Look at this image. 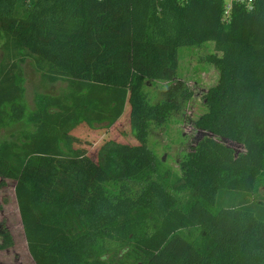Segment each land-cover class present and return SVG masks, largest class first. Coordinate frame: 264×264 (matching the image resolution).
Segmentation results:
<instances>
[{"label": "trees", "instance_id": "16d2710c", "mask_svg": "<svg viewBox=\"0 0 264 264\" xmlns=\"http://www.w3.org/2000/svg\"><path fill=\"white\" fill-rule=\"evenodd\" d=\"M253 5L234 3L226 21L223 0H0V131L31 126L0 142V164L15 177L35 264H264V0ZM103 11L119 46L153 61L214 42L207 62L218 81L195 122L209 135L178 170L148 147L151 125L167 123L176 105L150 102L155 74L132 77V52L107 58L103 34L91 35ZM26 60L68 91L38 94L28 111ZM126 108L138 144L104 141L85 165L74 131L108 129ZM40 160L44 176L26 173ZM0 238V251L13 246L3 223Z\"/></svg>", "mask_w": 264, "mask_h": 264}, {"label": "rangeland", "instance_id": "374dc122", "mask_svg": "<svg viewBox=\"0 0 264 264\" xmlns=\"http://www.w3.org/2000/svg\"><path fill=\"white\" fill-rule=\"evenodd\" d=\"M116 7L117 5L114 3L113 9ZM110 10L111 8L108 9V11ZM107 13L109 12L103 11L101 14H95L91 35H94L96 30L100 32V36L103 34L102 48L109 51L107 58L113 60L116 54L126 49L121 48L114 38L116 25L110 24L109 21H106V25L103 24ZM51 32L57 33L58 31ZM126 51H130L133 56H136L133 59L134 75L132 74V77L143 76L142 71H146L147 74H155L146 86L150 102L172 100L176 105V110L167 123L159 126L151 125L148 147L178 170L179 161L185 152L194 148L204 136L209 135L208 132L199 129L195 122L206 111L205 93L218 81V71L207 62L208 55L214 52V42L209 41L198 47H181L171 62L168 59L170 53L168 50L159 51L158 61H153L154 56L149 51L137 54L134 52V48H128ZM173 63L175 65L171 67ZM21 66L28 111L35 110V98L38 94L59 95L68 91L66 82L48 83L35 70L30 60H26ZM126 109L120 121L108 129L103 126H96V128L83 126L74 131L73 135L77 140L75 146L82 151L85 165L97 162V151L104 141L112 139L131 145L138 144L129 135V108ZM27 129L30 130L31 126L26 120L9 124L0 131V142ZM225 143L236 151L242 150L238 144L229 141H225ZM46 172L47 163L42 160L39 161L37 168L28 166L26 169V173L34 177H42ZM2 182L5 184L3 185ZM0 183L2 184L0 186V223L9 229L14 241L12 247L0 251V264H35L28 251L15 196V177L7 172L5 164H0Z\"/></svg>", "mask_w": 264, "mask_h": 264}, {"label": "clouds", "instance_id": "9594fccd", "mask_svg": "<svg viewBox=\"0 0 264 264\" xmlns=\"http://www.w3.org/2000/svg\"><path fill=\"white\" fill-rule=\"evenodd\" d=\"M234 3L243 5L248 12L254 10L253 0H223V20L230 21Z\"/></svg>", "mask_w": 264, "mask_h": 264}, {"label": "built area", "instance_id": "2783aa9c", "mask_svg": "<svg viewBox=\"0 0 264 264\" xmlns=\"http://www.w3.org/2000/svg\"><path fill=\"white\" fill-rule=\"evenodd\" d=\"M255 0H253V3H254Z\"/></svg>", "mask_w": 264, "mask_h": 264}]
</instances>
